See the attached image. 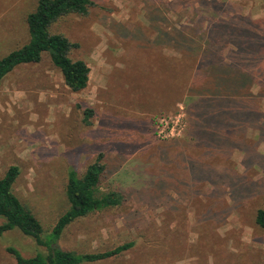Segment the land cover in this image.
I'll list each match as a JSON object with an SVG mask.
<instances>
[{
	"label": "rangeland",
	"instance_id": "obj_1",
	"mask_svg": "<svg viewBox=\"0 0 264 264\" xmlns=\"http://www.w3.org/2000/svg\"><path fill=\"white\" fill-rule=\"evenodd\" d=\"M92 1L86 15L50 25L78 43L70 56L89 67L83 89L70 91L47 53L1 79L0 176L18 167L11 190L43 236L69 205L67 171L81 175L102 154L100 190L121 202L71 221L56 244L132 245L79 264H264L254 222L264 204V0ZM35 4L0 0V57L27 41ZM207 95L224 119L202 137L191 126L208 120L194 109ZM176 115L177 134L158 137L157 119ZM7 246L45 253L17 228L0 235V264H16Z\"/></svg>",
	"mask_w": 264,
	"mask_h": 264
},
{
	"label": "trees",
	"instance_id": "obj_2",
	"mask_svg": "<svg viewBox=\"0 0 264 264\" xmlns=\"http://www.w3.org/2000/svg\"><path fill=\"white\" fill-rule=\"evenodd\" d=\"M93 5L92 0H36L35 7L25 16L28 39L20 47L10 50L0 57V81L15 66L24 63H36L42 53H47L51 64L56 67L62 77L64 85L73 92L83 89L87 85L89 67L79 58H72L70 53L78 47V43L69 40L65 35L50 30V25L64 15L77 14L84 16L88 8ZM215 96H205L195 103V110L202 109L207 121L202 125L191 126V132L209 137L211 120L217 116L224 119L217 110L208 108ZM213 99V100H212ZM215 104V103H214ZM205 108V109H204ZM86 117L91 115L90 109H85ZM85 117V123L89 121ZM197 127L200 129L196 133ZM204 131V132H202ZM203 137V136H202ZM98 153L81 175L73 169L67 171L65 196L68 207L56 218L50 231L41 236L42 227L39 220L25 208L11 190V185L19 173L16 165H9L0 176V235L12 228L31 236L35 243L43 246L45 253H36L31 257H23L17 249L7 246L6 251L13 257L16 264H79L94 262L116 256L128 249L132 241H126L112 248L96 251L75 253L61 249L56 240L63 228L71 221L86 216L88 213L104 207L118 205L122 194L116 189L100 190V183L105 165ZM254 222L264 230V204L255 212Z\"/></svg>",
	"mask_w": 264,
	"mask_h": 264
},
{
	"label": "built area",
	"instance_id": "obj_3",
	"mask_svg": "<svg viewBox=\"0 0 264 264\" xmlns=\"http://www.w3.org/2000/svg\"><path fill=\"white\" fill-rule=\"evenodd\" d=\"M180 127L179 117L176 115L172 119H165L164 117H159L156 123V134L160 138L175 136Z\"/></svg>",
	"mask_w": 264,
	"mask_h": 264
}]
</instances>
